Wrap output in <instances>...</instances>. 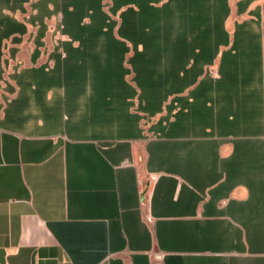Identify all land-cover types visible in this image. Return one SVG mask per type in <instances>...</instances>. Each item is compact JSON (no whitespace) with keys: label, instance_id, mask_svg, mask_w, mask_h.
<instances>
[{"label":"crops","instance_id":"crops-1","mask_svg":"<svg viewBox=\"0 0 264 264\" xmlns=\"http://www.w3.org/2000/svg\"><path fill=\"white\" fill-rule=\"evenodd\" d=\"M215 4L0 0V264H264V0Z\"/></svg>","mask_w":264,"mask_h":264},{"label":"trees","instance_id":"trees-1","mask_svg":"<svg viewBox=\"0 0 264 264\" xmlns=\"http://www.w3.org/2000/svg\"><path fill=\"white\" fill-rule=\"evenodd\" d=\"M151 2L153 1H158V0H150ZM168 1H177L179 3H188L190 5H193L194 8L187 10L192 13L193 16H195V19L190 22L189 26H185L183 32L179 33L178 36H205L206 33V26H205V13L208 11V16L210 15V12H212V16H214V36H223L224 34L222 33L221 30V21L222 18L226 16L227 14V9L224 7L222 8L221 6L217 7L215 4L214 9H205V4L208 0H168ZM217 2H220V4L225 1V0H215ZM219 4V5H220ZM163 9L162 8H152L150 9V36H159V34L162 33V29L158 28L157 25V17L159 14V11L161 12ZM166 14L170 12V9L165 10ZM208 26V30H209ZM165 31V36H170V33L172 29H170L167 25V27L164 29ZM209 32V31H208ZM157 58H151V66L156 65Z\"/></svg>","mask_w":264,"mask_h":264},{"label":"built area","instance_id":"built-area-1","mask_svg":"<svg viewBox=\"0 0 264 264\" xmlns=\"http://www.w3.org/2000/svg\"><path fill=\"white\" fill-rule=\"evenodd\" d=\"M155 258H156V260H161L163 258V254L162 253H157L155 255Z\"/></svg>","mask_w":264,"mask_h":264}]
</instances>
